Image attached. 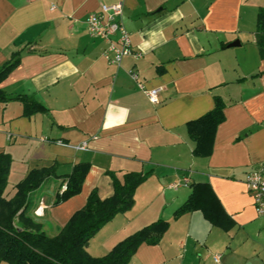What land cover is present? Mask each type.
<instances>
[{"label": "crops", "instance_id": "obj_1", "mask_svg": "<svg viewBox=\"0 0 264 264\" xmlns=\"http://www.w3.org/2000/svg\"><path fill=\"white\" fill-rule=\"evenodd\" d=\"M113 4L122 5L136 54L118 66L102 56L107 43L86 29L90 13ZM263 8L264 0H0V67L13 54L18 59L0 89L46 110L23 117L20 103H0V153L11 158L4 196L12 198L31 170L55 165L56 177L29 194L24 212L52 237L92 190L100 200L113 194L107 172L118 179L151 172L133 206L89 240L91 257L162 219L169 226L159 243L141 244L128 264H264V216L243 182L248 171L264 170V58L256 45ZM130 70L145 89L159 90L158 104ZM214 97L224 103V121L212 154L196 158L185 126L209 112ZM79 163L89 164L79 194L53 206L63 177ZM184 178L187 186L172 187ZM192 183L210 186L231 230L213 227L199 211L173 218Z\"/></svg>", "mask_w": 264, "mask_h": 264}, {"label": "trees", "instance_id": "obj_2", "mask_svg": "<svg viewBox=\"0 0 264 264\" xmlns=\"http://www.w3.org/2000/svg\"><path fill=\"white\" fill-rule=\"evenodd\" d=\"M256 45L259 55L264 58V8L256 18ZM18 59H12L0 67V83L17 65ZM18 102L22 105V116L30 117L36 113H46L43 106L33 98L24 95L7 97L0 89V103ZM213 108L201 117L186 123V132L194 143L192 156L207 158L212 154L213 141L217 127L224 121V103L214 97ZM11 158L9 154L0 153V264H128L141 244L157 245L167 230V221L158 219L141 228L132 235L117 243L106 255L91 257L86 252L89 240L117 214L127 212L134 203L136 188L143 183L151 172L144 174L128 172L118 179L114 173L110 177L113 194L100 200L92 190L85 205L74 212L57 235L49 237L41 231L40 225L25 216L27 200L30 193L37 190L48 178L56 177V166L34 169L14 185V195L6 198ZM89 168L87 163H79L63 177L60 187L65 190L55 195L53 206L79 194L81 185ZM187 200L178 207L173 218L177 219L186 213L199 211L203 218L213 227L228 232L234 222L227 216L218 199L207 183H192Z\"/></svg>", "mask_w": 264, "mask_h": 264}, {"label": "built area", "instance_id": "obj_3", "mask_svg": "<svg viewBox=\"0 0 264 264\" xmlns=\"http://www.w3.org/2000/svg\"><path fill=\"white\" fill-rule=\"evenodd\" d=\"M121 15V4L100 5L97 12L90 13L86 18L88 35L92 38L102 39L107 43L102 56L109 65L114 66H118L124 57L136 55L132 51L129 34L121 23ZM113 37L116 39L114 40ZM129 75L147 100L152 104H158L157 94L159 90L145 89L135 70H130ZM243 182L252 199L256 215L264 216V170L259 167L248 171L244 175ZM180 185L187 186L188 180L184 178L181 184L172 187L177 188ZM64 190L65 184L61 186L60 192ZM218 258L215 257L214 261L217 262Z\"/></svg>", "mask_w": 264, "mask_h": 264}, {"label": "water", "instance_id": "obj_4", "mask_svg": "<svg viewBox=\"0 0 264 264\" xmlns=\"http://www.w3.org/2000/svg\"><path fill=\"white\" fill-rule=\"evenodd\" d=\"M239 43L237 41H234L233 43H230L229 46L230 47H235V46H238Z\"/></svg>", "mask_w": 264, "mask_h": 264}]
</instances>
